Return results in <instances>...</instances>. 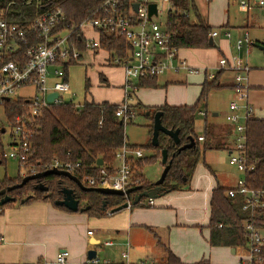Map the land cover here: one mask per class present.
Wrapping results in <instances>:
<instances>
[{
    "label": "crops",
    "instance_id": "0c3cea01",
    "mask_svg": "<svg viewBox=\"0 0 264 264\" xmlns=\"http://www.w3.org/2000/svg\"><path fill=\"white\" fill-rule=\"evenodd\" d=\"M249 1L250 8L244 10L238 0H189L190 18L193 17L195 22H205L213 28H227L233 33L230 37H210L212 43L209 47L180 48L177 59H184L188 65L203 70L194 74L167 70L155 77L154 87L141 86L136 80L130 99L134 109H139L142 114L143 109L137 104L148 107L193 105L198 101L203 82L210 81L206 78V70L214 72L219 86L209 91L205 101H199L196 116L202 115L201 111L204 116L199 130L194 126V131L203 139L205 124L211 123L215 133L226 138V147L203 151L190 179L180 188L154 198L152 206L138 203L100 217L90 216L87 210L70 211L57 207L42 199L4 206L0 211V264L37 261L60 264L56 257L62 250L68 253L64 264H91L88 262L90 250L101 263H121V252L126 249L127 242L130 260L135 264H167V249L179 264H238L247 258L248 245L212 244L209 223L212 190L217 186L232 188L240 177V172L226 162L235 141L233 125L224 119L229 112L228 103L235 98L234 71L218 70L219 57L237 56L250 66L248 100L253 108L252 117L264 119V61H259L253 53L256 49L263 52L264 6L257 0ZM233 6L245 14L231 17ZM245 33L250 42L236 49V40ZM87 34L97 37L90 31ZM79 48L82 49L80 59L66 68L70 90L63 99L76 107H81L85 101L119 104L124 96L123 68L108 63L111 52L105 48L95 51ZM207 107L212 109L210 118L207 117ZM219 109L224 112L220 117ZM143 116L147 121L146 141L139 144L125 135L128 144L139 147L150 140L147 125L151 121ZM142 149L144 151V147ZM107 240L114 243L105 245Z\"/></svg>",
    "mask_w": 264,
    "mask_h": 264
},
{
    "label": "built area",
    "instance_id": "2783aa9c",
    "mask_svg": "<svg viewBox=\"0 0 264 264\" xmlns=\"http://www.w3.org/2000/svg\"><path fill=\"white\" fill-rule=\"evenodd\" d=\"M158 1L168 4V19L165 24H160L154 19L161 12ZM238 2L244 10L251 6L249 0ZM257 3L264 6V0H257ZM153 4L155 12L150 14V7ZM178 13L189 16L190 10H179L177 0H103L82 21L76 24L68 23L61 30L58 29V24L63 20V13L58 7L34 17L26 25L7 19L0 9V105L11 98L27 96L18 94L17 90L27 86L34 88L31 96L23 97L26 101L27 115H15L14 119L8 122L0 113V123L4 121L10 127L8 151L3 152V157L7 155L18 162L23 168L21 176L27 175L28 171L30 174L35 173L34 169L27 167L25 163L31 136L28 124L31 118L41 114L44 107L65 101L63 95L70 90L66 68L80 59L82 49L78 44L86 50H98L101 33L118 39V43L121 44L119 48L117 47L120 54L110 51L108 63L120 66L124 71V96L115 110V115L124 122H130L136 115V110L130 103L131 94L135 89L134 81L145 77H157L167 70L193 74L202 71V68L188 65L184 59H177L179 47L174 42V32L169 28L168 20L170 15ZM87 31L96 34L97 37L87 34ZM209 35L230 37L231 32L227 28H213ZM249 42L250 38L245 33L236 40V49ZM11 55L13 58H8ZM217 68L234 71L235 98L228 103L229 112L225 118L233 125L235 133L234 146L229 153V164L242 174L236 180L235 186L229 188L226 193L229 197L241 194L242 210L253 216L255 209H264V188L246 186L244 177L246 172L253 169L245 153L246 121L253 116V108L248 100V73L251 68L237 56L219 57ZM206 78L214 79V72L206 70ZM52 92H56L57 96L49 101L47 95ZM199 113L204 114L202 111ZM198 140H202V136H199ZM142 157H144L142 148L124 141L114 152L110 165L106 166L103 163L97 165L95 173L84 176L80 181L87 187L112 188L125 192L140 182L134 176L133 163ZM80 165L79 161L54 158L43 170L58 168L72 173ZM123 197L130 205L131 199L125 194ZM138 203L152 206L153 199L142 198ZM244 229L248 235V256L241 259L238 264H253L260 261L257 252L264 244V238L251 219L244 222ZM88 234H92V231H88ZM113 243L111 240L104 242L108 246ZM128 245L127 242L126 249L121 252V263L135 264L130 260ZM67 254L66 250L60 251L56 261L64 264ZM88 262L101 263L97 257Z\"/></svg>",
    "mask_w": 264,
    "mask_h": 264
},
{
    "label": "trees",
    "instance_id": "16d2710c",
    "mask_svg": "<svg viewBox=\"0 0 264 264\" xmlns=\"http://www.w3.org/2000/svg\"><path fill=\"white\" fill-rule=\"evenodd\" d=\"M103 0H0V9L4 17L14 22L26 25L34 17L58 7L63 13V20L58 24V29L63 30L66 24H76L89 16ZM179 10H190L189 0H177ZM169 28L174 32V42L180 48H205L209 47L210 31L213 27L205 22H193L190 15L181 13L169 16ZM78 40V38L76 37ZM121 44L118 39L100 34V47L108 51L120 54ZM78 46H81L78 44ZM81 49V48H80ZM8 58H13L12 55ZM7 59V58H6ZM66 68V66H65ZM139 85L156 86L155 77L139 79ZM216 76L214 79L205 80L198 101L193 105H168L159 107H148L137 104L143 109V114L150 119L149 133H152V121L154 113L161 111V123L169 129L179 130V144H174L172 139L163 133H159L158 145L152 146L150 140L140 148L151 150L148 156L138 158L133 163L134 176L139 179L142 189L153 188L154 182L143 177L142 166L146 161L161 159L162 149L167 151V160L170 167L164 181L160 185L159 193L171 191L183 186L191 177L197 163L202 157V152L210 148L226 147V138L220 133H215L214 125L206 123L204 136L200 141L194 131L196 113L199 101H205L209 91L218 87ZM118 104L106 102L95 103L85 101L81 107H76L70 102L53 103L44 107L41 114L31 118L28 128L31 131L29 139V152L26 160L27 167L34 169L35 173L42 171L44 166L50 164L54 158L63 161L80 162V166L72 172L78 179L96 172L98 169L96 160L102 158L103 164L108 166L112 163L114 152L125 139V122L115 115ZM26 101L23 97L11 98L0 105V113L8 122L15 115L26 114ZM4 124L0 123V161L3 159V134ZM246 148L245 153L249 164L253 169L245 173V185L252 188H264V119L250 117L246 121ZM194 138V146L178 151V148ZM224 139V140H223ZM134 147L136 145L130 144ZM31 172L28 171V174ZM23 176L18 174L15 178L4 177L0 180V190L19 183ZM48 191L42 192L34 187L35 181L29 180L21 187L7 191L13 197L0 207L25 199H42L54 202L61 197L60 188L63 186L73 188L79 205L88 206L87 213L90 216L100 217L126 202L123 196L104 195L94 190H81L72 180L64 176L47 175L42 179ZM220 186L212 190L210 200V229L211 243L222 244L231 247H247L248 235L244 229V222L252 220L257 228L264 227V209L257 208L250 216L248 211L242 210L243 197L237 194L229 197L227 190ZM1 197V196H0ZM105 201V206L102 203ZM138 204V203H137ZM221 225V226H219ZM260 261L253 264H264V244L257 252ZM167 263L179 264L174 254L167 249ZM28 264H43L42 261ZM92 264V263H91ZM99 264H122L119 262H108Z\"/></svg>",
    "mask_w": 264,
    "mask_h": 264
},
{
    "label": "water",
    "instance_id": "95a60500",
    "mask_svg": "<svg viewBox=\"0 0 264 264\" xmlns=\"http://www.w3.org/2000/svg\"><path fill=\"white\" fill-rule=\"evenodd\" d=\"M155 12V5H151L150 7V14ZM209 43H212V38H209ZM263 49V53H264V47H262ZM57 96L56 92H52L49 93L47 95V99L49 101H52L54 97ZM8 100V98H6ZM161 111H157L154 113L153 116V121H152V133H151V137H150V144L152 146H157L158 145V136L159 133H163L166 136H168L170 139H172L174 144H179L180 139H179V130L178 129H169L166 128L165 126L162 125L161 123ZM4 131V129H2V132ZM194 138H190V141L186 144L181 145L178 148V151L185 149V148H190L192 146H194ZM161 164L163 166L161 174L159 176V178L154 181V187L151 189H142L141 186H133L130 187L128 189L125 190V192H123L122 190H117V189H112V188H104V187H87L84 186L82 184V182L80 181V179H78L74 174H72L70 171L67 170H62V169H58V168H51L48 170H43V171H39L36 173H32V174H27L25 176L22 177L21 181L19 183L13 184L11 186H8L6 189H1L0 190V207L2 205H4L5 203H7L8 201L12 200L13 197L9 196L6 192L10 191L12 189L21 187L22 185H24L27 181L29 180H34L35 181V185L34 187L42 192H46L48 191V187L46 185H44V183L42 182V179L44 177H46L47 175H56V176H64L67 177L68 179L72 180L81 190H94L97 191L101 194L104 195H119V196H123L124 194L127 196V198L131 199L130 200V205H134L137 204L142 198H156L159 195L163 194L164 192L159 193L158 191L160 190V185L161 183L164 181L165 176L167 174V171L170 167V160H167V151L166 149H162L161 151ZM97 165H102L103 160L102 158H98L96 160ZM60 192H61V197L57 200H55V204L58 206H63L66 209L70 210V211H85L88 209V206H84L81 207L79 205L80 201L79 199L76 197L75 191L73 188L70 187H66L63 186L60 188ZM131 194H133L131 196ZM30 196H27L25 199L29 198ZM25 199L20 200L21 203L24 202ZM103 207L105 206V201H103L102 203ZM129 206L128 202H124L122 205L116 207L114 211H118L122 208H126ZM95 257V252L93 250L88 251V259H92Z\"/></svg>",
    "mask_w": 264,
    "mask_h": 264
},
{
    "label": "rangeland",
    "instance_id": "374dc122",
    "mask_svg": "<svg viewBox=\"0 0 264 264\" xmlns=\"http://www.w3.org/2000/svg\"><path fill=\"white\" fill-rule=\"evenodd\" d=\"M158 7L161 9V12L158 16L154 17V19L160 23V24H165L167 22L168 19V4L165 3H160L158 1ZM235 14L237 17H239L242 14H245L244 12H241L239 10V8H237V6H233L230 9V15L232 17V15ZM191 21L195 22V19L193 17H191ZM89 32V31H87ZM230 32L233 33V31L230 30ZM231 33V34H232ZM180 52H184V50L180 51ZM257 52V54H256ZM256 52H253L254 55H256V57L259 59V61H264V55L263 52L259 49H256ZM187 63V62H186ZM188 64V63H187ZM116 68H118L116 66ZM103 88V87H102ZM94 90V89H93ZM101 89H97L96 91H99ZM34 92V88L32 86H27L25 88H21L19 90H17L18 94H24L27 96H31ZM96 95V93H94ZM219 117L222 116L224 114L223 109H219ZM212 114V109L211 107H207V117L210 118ZM204 115H198L196 116V121H195V127L199 130L200 128V120L203 119ZM225 119V116H224ZM2 123L4 124V134H3V151L7 152L8 151V147H7V141L9 140V133H10V127L7 123H5L4 121H2ZM147 123L146 119L144 118L142 112L138 109L136 110V115L135 117L130 121V123L125 124V135L127 136V138L132 141V142H137V143H141V142H145L148 136V132L146 130L145 124ZM144 154L145 156H148L149 150L144 149ZM160 158L158 160H153V161H146L144 162L141 172L143 174V177L146 178L149 181H156L162 171V167L160 164ZM227 164H229V156L226 160ZM230 165V164H229ZM231 167L235 168L233 165H230ZM236 169V168H235ZM237 170V169H236ZM23 172V168L21 166H19L18 162L11 159L10 157H8L7 155L5 157H3L2 162L0 161V180L3 179L4 177H8V178H15L18 174L21 175V173ZM242 174L240 173V176ZM261 236L264 237V228L261 230ZM167 262V261H166ZM168 264V263H167Z\"/></svg>",
    "mask_w": 264,
    "mask_h": 264
}]
</instances>
